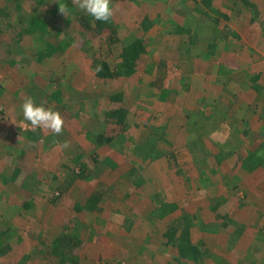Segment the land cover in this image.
I'll use <instances>...</instances> for the list:
<instances>
[{
    "label": "rangeland",
    "instance_id": "1",
    "mask_svg": "<svg viewBox=\"0 0 264 264\" xmlns=\"http://www.w3.org/2000/svg\"><path fill=\"white\" fill-rule=\"evenodd\" d=\"M198 1H115L118 43H110L109 30L94 35L80 26L75 12L65 16L57 10L54 23L62 30L57 38L63 39L64 52L38 60L41 32L29 34L24 15L35 3L0 0V148L5 150L0 234L6 219L11 225L10 234L0 236V264H44L48 247L63 232L81 240L69 264H180L164 235L168 220L183 211L197 217L193 236L203 239L210 254L204 264L221 259L219 264H264V163L250 173L241 167L243 157L264 146L262 103L254 86L258 76L264 93V0H237L241 14L236 17L221 7L229 20L209 10L212 19L230 26L231 38L219 40L210 61L187 62L173 30L190 24L186 20L193 13L187 8ZM51 4L42 10L50 13L55 0ZM145 18L152 22L148 30ZM51 32L55 41L54 28ZM137 38L147 52L133 76H97L96 57L113 67L122 42ZM70 69L82 75L81 99L60 94V82L74 81ZM224 82L237 98L222 91ZM86 83L88 91L99 88L102 96H81ZM42 91L50 95L42 97L44 107L64 118L58 136L40 128L25 130L30 123L22 104ZM120 93L123 101H110ZM201 97L249 102L255 112L245 111L248 133L243 121L206 114L212 109ZM119 105L128 110L125 129L106 117ZM99 134L112 141L98 143ZM64 141L70 147L62 148ZM256 154L264 159V148ZM159 198L176 202L179 209L160 218ZM200 222L217 225L216 230Z\"/></svg>",
    "mask_w": 264,
    "mask_h": 264
},
{
    "label": "trees",
    "instance_id": "2",
    "mask_svg": "<svg viewBox=\"0 0 264 264\" xmlns=\"http://www.w3.org/2000/svg\"><path fill=\"white\" fill-rule=\"evenodd\" d=\"M32 1L35 4L32 5L31 10L26 12L24 15L25 19L29 22L28 26H26L27 30L29 31V34H32L37 30L41 32L39 35H37V38H39L40 41L42 40L44 43L38 51V60H43L49 55L62 54L64 52V49L61 48L63 39L61 40L57 38L59 37L58 35L61 34L62 30L58 28L57 24L54 23V20L57 19L59 0H55V5L52 8L53 11H51L50 13L47 11H43L42 6H51L52 0ZM115 1L117 0H112V4ZM181 1L182 3H184L185 0ZM244 1L245 3H248V0ZM60 2L68 5L69 14L70 10L75 12L81 24L80 26L85 31L93 32L94 35H99L102 34L105 30H109L110 43H118L119 41H121L117 33L118 30L117 26L115 25L114 16L107 22L96 21L86 12H83L79 10L75 5H72L71 0H60ZM216 2L217 5H215L217 7H215L214 5V0H199L198 3L196 2L197 4L194 8H187L188 11L193 13L192 16L187 17L186 20V22L190 21V24H186L184 26L179 24L176 25V29L173 30V32H176V34H173V37L176 38V36H179L177 39V50L180 53L181 59H187L190 61L194 59L200 60L201 57L204 58V60L206 61H210L212 59V56L215 55L219 40L231 38V36L229 35L231 33L230 26L228 24L221 25L220 18L212 19L209 15V10H213L220 17L229 20L231 19L230 14L222 12L221 7L230 9L232 16L234 14V16L236 17L237 15L241 14V9L239 8L240 3L237 0H227L228 4L226 2L218 3V0ZM17 8L19 10L21 9L20 4L17 6ZM147 23L152 24L151 21L145 18L143 20L145 30L149 29V25H147ZM51 28H54V30L56 31V36H54L55 41H51L49 37V34L51 35L52 33ZM179 33H185L186 37L182 38V35ZM233 34L236 37V32L233 31ZM122 44L123 46L119 56L120 61L113 67L105 60H101L97 57L94 59L95 64L98 66V77L108 80L120 77L127 78L133 76L136 73L140 61L147 52L146 45L139 38L129 43L122 42ZM178 47H180V49H178ZM69 71L70 73H74V81L73 83L60 82L63 87V90L60 91V94L63 93L67 95L69 97L67 98L68 100H73L77 97L81 99L82 97L78 95L79 91L77 89V86L82 85V75L75 71H72L71 69L68 70V73ZM67 78L70 79V81L72 80V78L70 77ZM254 78V86H257V89L260 92V96L257 101L262 103V108L259 112V116L261 120L264 121V93L262 92L263 89L261 84L257 82V80H260V78L258 76H255ZM224 84L226 87L222 86V91L225 94L235 98V93H230L229 91H227L229 84H227L226 82H224ZM87 86L89 85L86 83L83 87V92H81V96H86L88 99H97L102 96V93L98 91L99 88H96L92 91H88ZM165 92L166 90L164 91V93ZM51 95L54 99V96L58 95V93L55 91L53 94L51 93ZM117 95L112 94L110 96V101L116 103L123 101L122 94L120 93ZM48 96L50 95H47L42 91V94L35 93L32 97H34L33 99L36 100L37 105L44 106L42 102V97L48 98ZM213 98L214 99H211L209 101H207L206 99L204 100V103H208L206 104V106L208 107L209 105L212 109L206 114L212 115L217 114L219 112L225 115H223V121L228 117L231 118L232 121L234 120L236 123L243 121V124H245L244 133L247 134L248 129L250 127L248 124L250 117L246 115L245 111H254V108L250 107L251 105H249V102L245 103L240 102L239 100L235 101L234 98L233 100L226 99V101H224L222 98H220V100H218L219 98ZM235 105L238 106L236 111L233 110V107ZM63 108H65V106L61 105L60 109ZM106 117L107 119H111L116 122V124L120 125L122 129H125V127H127L128 110L126 107L119 105L117 108H113L111 109V111H107ZM188 120H190V117L188 118ZM111 141L112 138L107 137L104 134H99L98 136V143L100 144L109 143ZM263 148V145L259 146L254 152L248 153L246 157L242 158L241 167L244 171L250 173L254 168H256V166L264 163V159L260 155L256 154V152L260 151ZM4 153L5 150H2L0 148V158L4 155ZM4 180L6 181L7 179L4 178ZM237 180L239 181V178H237ZM158 202L160 203L158 208H161V213L157 216H161L160 218H164L166 215H171L175 211H177V209H179V206L176 202H168L165 201V199L163 198H159ZM96 209L100 210L99 207H97ZM196 219L197 217H195L194 215L183 211L180 214L172 216V218L169 219L167 222V230L164 235L166 239V244L171 245L178 251L180 255L179 260L181 259L180 264H204L205 259L207 257L210 258V254L205 249L206 244L203 239L197 240L193 236V226L195 225ZM219 219H221L220 216ZM226 219L227 217L222 220ZM9 223L10 221L6 219L4 225L7 226V228L1 231L2 233L0 234V236L2 235L5 238L7 233L10 234L6 231L8 228H11V225ZM200 225L203 228L208 227V224L204 222H200ZM227 225L228 224L226 222V226ZM216 226L217 225H215V228H212V226H210L209 224L208 230H216ZM80 242L81 240L78 238L77 235L68 232L61 233L59 236L53 239L51 246L48 247L50 249L47 250V256L45 255V260H43V263L53 264V261H57L56 263L59 264H69L70 260L72 261L71 258L74 255L75 249L80 245ZM8 245H10L9 242ZM0 254H2V250H0Z\"/></svg>",
    "mask_w": 264,
    "mask_h": 264
},
{
    "label": "clouds",
    "instance_id": "3",
    "mask_svg": "<svg viewBox=\"0 0 264 264\" xmlns=\"http://www.w3.org/2000/svg\"><path fill=\"white\" fill-rule=\"evenodd\" d=\"M79 10L86 12L96 21L107 22L113 18L115 9L112 6V0H72ZM58 12L61 15H69V7L65 3H58ZM23 118L30 123V128L25 130H42L50 131L55 135H60L64 129V118L52 108H46L43 105H37L33 98L26 97L22 104ZM62 148L70 147L68 141L61 144Z\"/></svg>",
    "mask_w": 264,
    "mask_h": 264
},
{
    "label": "crops",
    "instance_id": "4",
    "mask_svg": "<svg viewBox=\"0 0 264 264\" xmlns=\"http://www.w3.org/2000/svg\"><path fill=\"white\" fill-rule=\"evenodd\" d=\"M201 59H203L204 60V58H201L200 57V60ZM187 59H185L184 61H186ZM196 60H199V59H196ZM189 60H187V62H188ZM197 73V72H196ZM124 78V77H123ZM163 91H165V89L163 90ZM164 99V98H163ZM212 99H214V98H212ZM204 100H205V98L204 97H201L200 98V101H202V103H204ZM211 100V99H210ZM198 103H200V102H198ZM222 261H225L224 259H221L219 262H218V264L220 263V262H222Z\"/></svg>",
    "mask_w": 264,
    "mask_h": 264
}]
</instances>
